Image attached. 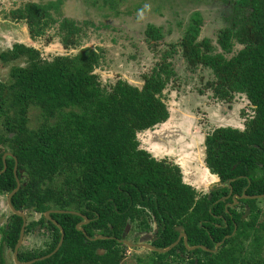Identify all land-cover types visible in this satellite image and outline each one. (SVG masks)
I'll list each match as a JSON object with an SVG mask.
<instances>
[{"label": "trees", "instance_id": "obj_1", "mask_svg": "<svg viewBox=\"0 0 264 264\" xmlns=\"http://www.w3.org/2000/svg\"><path fill=\"white\" fill-rule=\"evenodd\" d=\"M211 1L229 5L222 19L226 25L217 34L220 52L208 39H199L202 19L194 12L179 42L160 54L141 87L123 79L102 85L96 74L100 54L88 47L51 60L22 43L0 54L2 62L25 63L12 67L8 82L0 83V147L6 148L0 151V172L3 155H11L0 174V195L16 188L17 165L21 186L11 204L25 217L39 215L26 221L24 235L38 231L49 237L42 247H21L20 263L55 250L60 230L45 213L60 210L79 215L50 214L64 231L63 243L50 258L33 264H122L129 249L123 243L127 231L149 234L153 224L151 244L158 249L176 242L180 227L189 247L209 251H189L180 241L165 254L150 251L156 255L151 264H264L257 199H240L232 206L233 195H264V0ZM60 6V0L29 2L10 17L26 24L33 41L56 26L62 47L73 50L83 28L73 19L55 17ZM145 36L152 47L164 39L154 25L147 26ZM235 46L241 49L227 58ZM177 52L189 70L210 72L214 99L231 103L236 96L245 97L251 109L242 129L217 126L205 131L204 164L218 184L204 194L183 181L177 164L156 159L138 140L139 134L170 118L165 91L177 75L172 61ZM31 109L41 119L32 129ZM238 207L245 210L238 212ZM81 222L83 232L76 227ZM22 224L10 212L2 229V243L12 252ZM99 236L104 238L91 240Z\"/></svg>", "mask_w": 264, "mask_h": 264}, {"label": "rangeland", "instance_id": "obj_2", "mask_svg": "<svg viewBox=\"0 0 264 264\" xmlns=\"http://www.w3.org/2000/svg\"><path fill=\"white\" fill-rule=\"evenodd\" d=\"M55 1L57 0H0V54L7 52L16 43L38 49L41 56L48 60L57 55L75 54L81 48H92L101 57L96 74L104 86L123 79L141 87L143 76L156 65L160 54L169 50L170 45L179 42L189 24V17L194 12H199L202 19L199 39H208L220 52L216 44L217 34L226 25L222 19L223 14L228 15L229 7L228 4L211 0L197 3L193 0H60V9L58 13H53L54 16L73 19L83 28L79 46L73 50H65L56 36V26L44 37L33 41L28 36L26 24L10 17L11 11L29 2L45 4ZM148 25L160 28L163 33L164 39L158 47H152L148 43L145 36ZM176 48L180 52V48ZM240 49V46H235L233 52L226 57H231ZM179 52L172 58L176 78L165 91L170 118L155 130L139 134L138 140L140 148L156 159L177 164L183 173V181L204 194L210 188L209 182L213 180L204 164L202 145L205 131L217 126L241 129L244 119L251 115V109L245 97L236 96L231 103L214 99L208 87V83L213 81L210 72L201 68L189 70ZM24 64V59L8 63L0 60V83L8 82L12 67ZM28 120V127L35 128L41 121L39 111L31 109ZM2 150L6 148L0 147V151ZM257 201L260 209L258 223L264 224V198ZM242 210L245 209L238 207V212ZM249 215L244 218L249 220ZM9 217L7 195H0V261L2 258L4 264H17L12 250L2 243V229ZM38 218L39 215L35 214L26 217V221ZM152 230L153 233L156 231L154 224ZM135 232L132 229L127 231L126 240L129 243H151L152 232ZM48 239L47 235L43 236L36 231L31 235H24L21 247H42L45 242H49ZM155 256L142 248L127 249L126 261L122 264H151L150 259H155Z\"/></svg>", "mask_w": 264, "mask_h": 264}, {"label": "water", "instance_id": "obj_3", "mask_svg": "<svg viewBox=\"0 0 264 264\" xmlns=\"http://www.w3.org/2000/svg\"><path fill=\"white\" fill-rule=\"evenodd\" d=\"M10 156H11L10 153H5V154L3 155L2 160H3V164H4V166H3V170L0 172V174L6 170V164H5V161H6V158H7V157H10ZM16 171H17V165L14 166V176H15V180H16V188H15L10 194L7 195V206H8L9 211H10L12 214H14V215L20 217V218L23 220V224H22V227H21V230H20V234H19L18 241H17V243H16V245H15V247H14V249H13V258H14V261H15L17 264H33V263H35V262H37V261H39V260H44V259L50 258L52 255H54V254L59 250V248L61 247V245H62V243H63V240H64V231H63V229L57 224L56 221H54V220H52V219L50 218V214H51V213H72V214H76V215H79V214H78V213H75V212H72V211H60V210H56V211H52V210H51V211H47V212L45 213V218L48 219V220H50V221H52L55 225H57V227H58L59 230H60V240H59V243H58L57 247L55 248V250H54L51 254H49V255H47V256H45V257H42V258H39V259H35V260L29 261V262H25V263H20V262L18 261L17 256H18V251H19V249H20V247H21V245H22L23 238H24V230H25V226H26V217H25V214H24L23 212H21V211H17V210L12 206V204H11V199H12V197L18 192V190L20 189V186H21L20 181H19V179H18V177H17V173H16ZM262 198H264V195H260V196H247V195L237 196V195H233V197H232V199H233V204H232V206H235L236 204H238V201H239L240 199L255 200V199H262ZM84 220H85L86 223H88V220H87L85 217H84ZM84 224H85L84 222L79 223V224L76 226V227H77V230L83 232V229H82L81 227H82ZM178 231L180 232V235H179L177 241L174 242L170 247H168V248H166V249H158V248H156L155 246H153L152 244H148V243L131 244V243H129L128 241H124L123 243L126 244V245H127L128 247H130V248H142V249H144V250H149V251H152V252H157V253L165 254V253L169 252L170 250H172L174 247H176V246L179 244L180 241H183L184 246H185V247L187 248V250H189V251L196 250V249H203V250H205V251H209V249H207V248L204 247V246L189 247V246H188L187 236H186V234L182 231V228L179 227V228H178ZM84 234H85V233H84ZM103 238H104V237L99 236V237H96V238L91 239V240H94V241H95V240H101V239H103ZM88 239H89V238H88ZM219 246H220V244H217V245H216L214 252L218 249Z\"/></svg>", "mask_w": 264, "mask_h": 264}, {"label": "crops", "instance_id": "obj_4", "mask_svg": "<svg viewBox=\"0 0 264 264\" xmlns=\"http://www.w3.org/2000/svg\"><path fill=\"white\" fill-rule=\"evenodd\" d=\"M234 128H236V127H234ZM242 128H243V125H242ZM242 128H241V129H242ZM239 129H240V128H239ZM203 154H204V150H203ZM209 176H211L212 179H213V180H211V181L209 182V183H210L209 185L212 186V185L216 184V183H217L216 181H218L217 177L214 176V175H211L210 173H209Z\"/></svg>", "mask_w": 264, "mask_h": 264}, {"label": "clouds", "instance_id": "obj_5", "mask_svg": "<svg viewBox=\"0 0 264 264\" xmlns=\"http://www.w3.org/2000/svg\"><path fill=\"white\" fill-rule=\"evenodd\" d=\"M245 120V119H244ZM218 179V178H217ZM218 182V181H217ZM216 184H218V183H216ZM216 184H214V185H216ZM213 186V185H212ZM212 186H210V187H212ZM237 205V204H236ZM235 205V206H236ZM127 241V240H126ZM128 247V246H127ZM21 248V247H20ZM129 249H133V248H130V247H128ZM137 249V248H136ZM141 249V248H140Z\"/></svg>", "mask_w": 264, "mask_h": 264}, {"label": "flooded vegetation", "instance_id": "obj_6", "mask_svg": "<svg viewBox=\"0 0 264 264\" xmlns=\"http://www.w3.org/2000/svg\"><path fill=\"white\" fill-rule=\"evenodd\" d=\"M204 140V139H203ZM203 146V145H202ZM218 183V182H217ZM155 225V224H154ZM144 240V239H143ZM151 244V243H150Z\"/></svg>", "mask_w": 264, "mask_h": 264}]
</instances>
